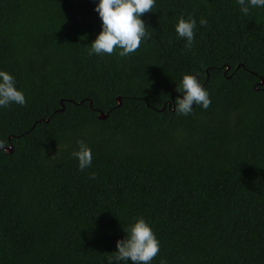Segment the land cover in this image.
Wrapping results in <instances>:
<instances>
[{
    "label": "trees",
    "instance_id": "1",
    "mask_svg": "<svg viewBox=\"0 0 264 264\" xmlns=\"http://www.w3.org/2000/svg\"><path fill=\"white\" fill-rule=\"evenodd\" d=\"M98 3L0 0V70L27 101L0 108V264H108L138 217L160 241L150 264H264V8L155 0L122 58L88 54ZM189 73L211 105L183 116Z\"/></svg>",
    "mask_w": 264,
    "mask_h": 264
},
{
    "label": "clouds",
    "instance_id": "2",
    "mask_svg": "<svg viewBox=\"0 0 264 264\" xmlns=\"http://www.w3.org/2000/svg\"><path fill=\"white\" fill-rule=\"evenodd\" d=\"M237 3L245 15L250 8H264V0H237ZM155 6V0H99L95 11L102 21V30L90 44L88 54L111 55L117 48L122 58L133 54L140 47L142 39L150 38L149 26L141 16L153 12ZM200 24L206 26L207 20L202 17ZM195 28L196 20L191 16L188 19L181 16L176 25V32L186 40L185 48L188 51L194 45ZM177 91L183 93V98L178 97L174 104V111L179 115L192 114L193 104L201 105L204 109L211 105L210 93L200 82L198 73L185 74ZM11 104L26 106V97L21 90H17L14 76L0 70V108H7ZM77 145L78 150L71 155L78 159L79 170L84 171L92 164V151L83 140H78ZM96 178L97 173H90L89 179ZM125 232L126 237L117 240V251L108 257V264L129 261L131 264H150L160 251V241L151 226L143 217H138ZM160 264H167V260L161 259Z\"/></svg>",
    "mask_w": 264,
    "mask_h": 264
},
{
    "label": "water",
    "instance_id": "3",
    "mask_svg": "<svg viewBox=\"0 0 264 264\" xmlns=\"http://www.w3.org/2000/svg\"><path fill=\"white\" fill-rule=\"evenodd\" d=\"M116 101H117V105H121V101H120V98L117 97L116 98ZM63 110V107L60 109V111ZM99 119H105L106 118V115H103L102 113H99V116H98ZM4 151H7V152H11L12 150L9 149V148H3Z\"/></svg>",
    "mask_w": 264,
    "mask_h": 264
}]
</instances>
